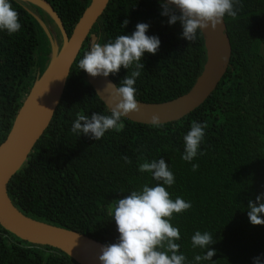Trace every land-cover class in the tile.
<instances>
[{
  "label": "trees",
  "instance_id": "trees-1",
  "mask_svg": "<svg viewBox=\"0 0 264 264\" xmlns=\"http://www.w3.org/2000/svg\"><path fill=\"white\" fill-rule=\"evenodd\" d=\"M48 1L69 35L91 3ZM10 3L21 28L11 35L0 30V144L51 53L37 19L19 1ZM240 5L236 19L224 17L232 46L229 68L199 108L159 127L122 117L123 131L109 130L99 140L71 131L77 113H111L78 67L90 50L89 37L49 127L9 183L14 204L32 218L104 244L115 243L119 233L110 215L113 205L146 183L150 187L162 183L151 173H141L138 165L163 158L175 177L171 187L165 185L171 198L191 202L190 209L174 214L170 221L180 231L176 243L186 264H195V255L208 250L192 247L197 230L210 232L216 241L209 246L216 250L212 260L202 264H253L255 256H261L264 264V225H252L247 215L249 200L255 202L264 193V0H240ZM161 12V0H109L92 29L101 44L131 35L141 22L149 24L147 35L159 37V50L144 54V69L134 85L136 99L143 102H165L187 93L207 59L201 31L190 43L181 35L180 22L169 25ZM125 19L129 23L123 26ZM128 71L121 67L110 75L119 85ZM193 121L207 127L199 148L203 154L188 162L182 159L183 138ZM192 164L199 168L193 171ZM0 264L79 263L57 248L21 240L0 225Z\"/></svg>",
  "mask_w": 264,
  "mask_h": 264
},
{
  "label": "clouds",
  "instance_id": "clouds-1",
  "mask_svg": "<svg viewBox=\"0 0 264 264\" xmlns=\"http://www.w3.org/2000/svg\"><path fill=\"white\" fill-rule=\"evenodd\" d=\"M240 0H161V15L167 16L169 25L177 21L182 26V37L190 43L197 40L198 30L211 26L215 30L224 23L227 15L236 19ZM242 7V5H240ZM129 23L123 21V26ZM19 14L12 7L10 0H0V30L10 35L20 30ZM149 24L137 23L131 35H118L107 43H92L79 60L78 67L92 77H108L117 74L121 67L131 71L120 81L119 85L108 81L104 88L111 106L110 115L92 113L91 116L77 113L71 131L81 133L94 140L101 139L109 130L123 131L125 125L122 117L139 112L140 104L136 99V79L141 75L144 54H156L161 41L156 35H147ZM100 94V93H99ZM153 126H161L159 115L153 114L149 121ZM206 123L193 121L190 130L184 136L185 150L182 159L191 162L199 152L204 140ZM166 150V149H165ZM126 163L131 160L125 156ZM199 164H192L196 171ZM141 173L148 172L158 182L150 187L147 183L139 190L120 198L113 205L112 215L118 239L115 243L101 246L98 260L100 264H186V256L180 253V231L171 224L174 214H180L191 208V202L181 197L173 200L166 186L175 183L173 172L163 158L139 163ZM248 218L252 225H264V193L256 196L255 202H248ZM192 247L208 249L204 254L194 257L195 264L211 261L215 249L209 248L216 241L210 232L197 230L191 237ZM75 246V245H74ZM264 255V254H262ZM253 264H262L261 256L253 257Z\"/></svg>",
  "mask_w": 264,
  "mask_h": 264
},
{
  "label": "water",
  "instance_id": "water-1",
  "mask_svg": "<svg viewBox=\"0 0 264 264\" xmlns=\"http://www.w3.org/2000/svg\"><path fill=\"white\" fill-rule=\"evenodd\" d=\"M32 14L47 34L51 53L47 66L38 74L30 92L17 113L6 139L0 144V225L21 240L36 245L57 248L68 254L79 264H100L98 256L104 243L81 232L59 227L24 214L9 195V183L13 176L27 162L36 143L49 127L66 89L72 67L90 37L92 43L100 38L92 32L94 25L103 15L109 0H91L71 35L48 0H17ZM29 6L40 9L51 17L59 29L58 40L41 15ZM207 59L201 74L193 87L185 94L160 103L139 101L140 111L130 113L125 118L138 123L151 124L153 114L160 116L162 123L176 122L199 108L217 89L226 74L232 56V46L227 25H219L215 30L209 26L201 31ZM88 82L105 105L111 110L106 83L111 78L86 73ZM117 85V84H116ZM100 93V94H99ZM75 245V246H74Z\"/></svg>",
  "mask_w": 264,
  "mask_h": 264
},
{
  "label": "rangeland",
  "instance_id": "rangeland-1",
  "mask_svg": "<svg viewBox=\"0 0 264 264\" xmlns=\"http://www.w3.org/2000/svg\"><path fill=\"white\" fill-rule=\"evenodd\" d=\"M35 13L39 14L42 16V18L44 19V21L46 22L47 26L53 31L54 35L57 36L58 40H60L59 38H61L60 36V32L57 29L56 24L50 19V17L46 14L43 13L41 11H39L38 9H36V7H32L29 6Z\"/></svg>",
  "mask_w": 264,
  "mask_h": 264
}]
</instances>
